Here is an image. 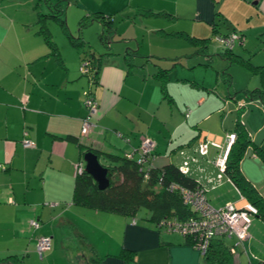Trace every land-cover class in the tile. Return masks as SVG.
I'll return each mask as SVG.
<instances>
[{
    "label": "crops",
    "instance_id": "obj_1",
    "mask_svg": "<svg viewBox=\"0 0 264 264\" xmlns=\"http://www.w3.org/2000/svg\"><path fill=\"white\" fill-rule=\"evenodd\" d=\"M25 1L35 4L39 16H47L43 7L51 8L49 0ZM103 4L86 10L84 17L99 14L111 23L105 51L82 32L84 45L77 48L67 20L68 33L61 27L67 41L56 43L47 28L51 19H21L0 1V264H74L84 257L100 258L101 264H204L183 235L158 231L145 214L130 218L76 205L78 166L85 168L87 148L96 155L138 159L148 141L151 167L184 169L214 209L243 208L250 203L216 166L228 152L227 135L240 123L249 143L239 170L264 199V102L249 95L261 88L255 68L264 71V0ZM120 13L128 14L116 25ZM140 19L148 25L138 24ZM176 20L188 26L173 30ZM126 25L131 32L122 29ZM234 33L241 37L232 51L239 62L230 65L239 69L223 72L227 83L222 70L210 69V58L184 63L203 56L191 42ZM87 48L96 69L84 75L80 68ZM106 48L112 55L97 61ZM198 66L206 71L200 68L196 73L201 75L190 76ZM161 69H168L166 97L157 75ZM88 96L96 104L92 115L85 105ZM88 118L92 128L83 135ZM33 220L38 228L30 226ZM70 233L78 245L75 254L65 246ZM39 237L51 239L41 257L36 253ZM227 241L232 264H264V219L254 217L245 241ZM123 251L134 253L132 262L118 258Z\"/></svg>",
    "mask_w": 264,
    "mask_h": 264
},
{
    "label": "trees",
    "instance_id": "obj_2",
    "mask_svg": "<svg viewBox=\"0 0 264 264\" xmlns=\"http://www.w3.org/2000/svg\"><path fill=\"white\" fill-rule=\"evenodd\" d=\"M54 7L57 8L56 5ZM56 12H61V10L58 8ZM51 16L52 14L49 15V17ZM58 18V15L55 16L62 30L68 33L65 20ZM87 21V19H82L81 25H85ZM97 21L102 25L99 41L105 46L109 40V38H107L109 35L107 30L110 28L111 23H108L103 16L101 19H97ZM213 31L215 32L214 29ZM174 36L177 37L176 35ZM225 37L226 36H222L218 39L220 40ZM208 40V38L198 39L195 40V42H191V44L200 46L198 49L199 52H201V55L203 54L204 57H207L209 56L207 53ZM46 42L54 49V44L48 36L46 37ZM73 44L77 48H82L84 45L81 38L74 39ZM222 46L223 50L221 55L226 58L230 64L232 62H239L236 61L238 57H235L232 52L234 47L228 49L223 44ZM107 51V53L100 55L97 61L101 62L103 57H110L112 55L109 49ZM88 63V72L84 75H89L90 70L94 71V69H96V67L92 69L93 66L91 62L88 61ZM255 69L261 78V88L251 91L249 95L250 97L253 95L264 102V71H261L259 68ZM157 75L160 78L161 92L164 97H166L168 69H161L160 73L158 72ZM92 76L93 75L90 74L89 77L91 78ZM226 76H228L226 72L222 73L224 83L228 81ZM234 134H236V140L229 149L224 174L239 190L242 196L256 208L257 216L264 219V199H262L257 191L245 180L239 170L241 158L246 145L249 143L248 134L240 123L236 125ZM88 151H90V148L84 150L82 155L84 156ZM97 155L100 156V159L103 158L105 161L103 166L108 169L107 177L109 179V186L105 190L100 191L93 179L85 172L77 175L74 189V203L76 205L103 213L116 214L130 218L145 214L148 216V220L160 232L164 230L162 229V223H183L195 217L190 208L184 205L182 191H195L201 189V187L199 183L188 176L186 172L171 165L163 169L151 167L154 157L153 152L144 156V161L142 162H138L135 158L128 159L126 156L121 157L113 154ZM185 238L188 240V243L194 247L195 242H193L190 237ZM231 249L232 247L226 239H212L207 250L202 255L204 264H232L233 257ZM89 252L94 254V251L90 248ZM134 257V253L130 251H123L118 256V258L128 262H132ZM77 262L78 263L74 262V264H101V259H87L84 257V259Z\"/></svg>",
    "mask_w": 264,
    "mask_h": 264
},
{
    "label": "built area",
    "instance_id": "obj_3",
    "mask_svg": "<svg viewBox=\"0 0 264 264\" xmlns=\"http://www.w3.org/2000/svg\"><path fill=\"white\" fill-rule=\"evenodd\" d=\"M221 43L228 49H232L237 41H241V37L237 34H232L223 39H220ZM88 62H84L81 65V73L88 72ZM87 109L90 111V115L96 111V104L90 96L85 101ZM92 128L90 118L86 119L83 125L82 134L87 135ZM228 152L230 147L235 143L236 134H228ZM25 146H29V143H25ZM140 157L138 162L144 161V156L151 154L149 142L145 141L141 146ZM228 152L220 157L216 166L221 173H224L225 164L227 160ZM128 159H132V155L126 156ZM185 172V170H181ZM84 172V166L82 163L78 166V174ZM182 198L184 205L188 206L191 212L195 215L194 218H190L183 223H162V229L166 232H178L184 237H190L195 242L194 248L203 255L207 250V247L212 239L224 238L226 240L235 239L238 243L245 241L249 235V230L252 225L254 217L257 215V210L252 205L248 204L243 208H237L234 204H227L223 209H214L209 204L208 200L204 196L203 190L195 191H182ZM33 228H38V222L33 220L30 223ZM50 248V238L39 237L37 242L36 253L41 257L43 253ZM233 252V249H231Z\"/></svg>",
    "mask_w": 264,
    "mask_h": 264
},
{
    "label": "rangeland",
    "instance_id": "obj_4",
    "mask_svg": "<svg viewBox=\"0 0 264 264\" xmlns=\"http://www.w3.org/2000/svg\"><path fill=\"white\" fill-rule=\"evenodd\" d=\"M3 1V5L7 6V8H12V14H16L18 15L21 19H51L49 20V22H47V28L49 29L51 35H52V39L54 40V42L59 43V42H64L67 41L63 32L61 31V26L59 25V23L57 21H55V16L58 15V19L61 20H67L66 24H67V28H69L70 32L73 34V38L76 39L77 37H79L78 35L80 34V32L85 33L86 35H89L88 37L91 38V44L92 46H94L95 48H99L101 51H105V48H103L102 43L99 41L98 39V33L102 32V25L101 23H99L98 21H96V19H101L102 15H95L93 13L90 14V18L84 17L85 16V12L86 10H89V12H92V10H95L96 6L100 4H103L104 0H49L51 1V8L50 10L47 11V8L43 7V13L44 15L47 16H39L38 13L36 11H38L39 9L34 10V6L35 4L33 3H28L25 0H20L21 3H18V0H0ZM37 0H34V2H36ZM23 2V3H22ZM40 2L45 3V0H40ZM53 5H58L57 8H55ZM61 10V12H56L57 10ZM25 10V11H24ZM32 10H34L33 12H31ZM131 11L128 7V11ZM94 12V11H93ZM50 14H53L51 17H49ZM128 13H120L118 14V20L116 21V25H118L119 23H122V21L124 19H126V15ZM13 16V15H12ZM37 16V17H36ZM83 17V18H82ZM82 19H87V24L88 22H92L95 21L94 23H89L88 25H81V20ZM122 20V21H121ZM143 19H140L138 22V24H144V26H147L148 24L145 22H142ZM125 21H123L124 23ZM174 23L176 25L174 26L173 30H177V29H183L186 25H184L183 23H180L179 20L174 21ZM173 23V24H174ZM186 23V22H185ZM80 24V25H79ZM188 26V25H187ZM191 29H193V26L190 27ZM122 29L126 30V31H132L130 29V27L128 25L122 27ZM202 35L206 34V33H201ZM210 39L208 40V50L210 52L211 55L209 56H199L198 58H192L189 57L188 59L184 60V63L190 62L191 60L195 63H198L200 60L202 62L206 61L208 58L211 59V64L213 65V67H211L210 69L212 71H217V69L222 70L221 73L219 72V74H222L224 71L227 72H231V71H235L238 65H230L229 61L224 58L221 55V52L223 50V46L222 43L220 42V40L217 36H208ZM147 39V37H146ZM239 42L237 41L235 43L234 46L239 45ZM160 49L162 50V48L160 47ZM85 51V54H84ZM83 54L86 55L87 57L85 58L88 62L90 61V55H91V50L89 48L84 49ZM88 51V54L86 53ZM172 54V53H169ZM193 56V55H192ZM226 59V60H225ZM175 60V59H174ZM173 60L168 62V68L171 67V65L173 64L172 62ZM200 68H204L201 66H198L196 68L193 69V71H190V76H199V74L201 75V73H196L198 69ZM214 68V70H213ZM236 68V69H235ZM200 69V70H202ZM204 71H206V69H203ZM208 70V69H207ZM187 73H189V71L186 69ZM203 74H205V72H203ZM82 79H86L85 76H82ZM256 79V81L258 80L257 77L253 78ZM87 90V89H86ZM84 97H85V93H84ZM101 164L103 165L104 163L101 161ZM74 241H76L75 237H73V234L70 233V238L66 237V244L65 246L67 247V250L69 253L71 254H75L77 253L76 251L78 250L77 248V244L74 243Z\"/></svg>",
    "mask_w": 264,
    "mask_h": 264
},
{
    "label": "water",
    "instance_id": "obj_5",
    "mask_svg": "<svg viewBox=\"0 0 264 264\" xmlns=\"http://www.w3.org/2000/svg\"><path fill=\"white\" fill-rule=\"evenodd\" d=\"M83 161L84 172L93 179L98 190H105L109 186L108 169L100 163L99 157L92 151H88L84 154Z\"/></svg>",
    "mask_w": 264,
    "mask_h": 264
}]
</instances>
